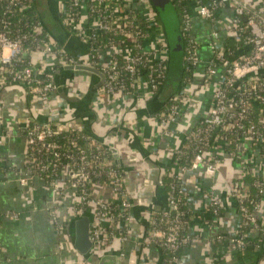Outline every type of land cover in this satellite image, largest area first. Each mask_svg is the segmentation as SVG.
<instances>
[{"label":"built area","instance_id":"2783aa9c","mask_svg":"<svg viewBox=\"0 0 264 264\" xmlns=\"http://www.w3.org/2000/svg\"><path fill=\"white\" fill-rule=\"evenodd\" d=\"M186 1L176 0V5L182 7L180 26L186 70L192 72L200 61ZM191 1L197 17L210 24H216L221 8H231L233 14L224 36L234 41V50L222 43L217 29L210 31V57L204 64L200 86H212V98L196 125L183 134V141L193 144V157L185 166L181 147L175 150L171 171L163 177L171 180L167 208L151 212L147 221V243L161 250L162 264H175L177 252L190 241L184 231L192 217L178 207L180 198H186L185 175L201 171L211 180L222 158L235 163L240 171L229 194L241 221L234 235H218L214 242L244 252L250 247L248 231L264 234V0ZM52 2L60 26L85 47L83 55L73 57L58 44L39 19L33 0H0V49L4 45H14L16 49L8 60L0 59V89L19 85L41 103L48 122L25 130L26 173L41 177L57 194L64 189L71 191L76 198L71 207L73 216L91 210L93 254H101L120 238L115 222L131 219L132 204L124 189L122 172L109 151L79 129L51 122L53 68L96 69L104 76L102 85L95 90L98 101L132 95L137 102L143 86L146 96L152 97L165 78L167 48L149 0ZM181 97L160 103L155 117L161 129L178 122ZM150 142L151 138L140 143L146 147ZM63 172L69 177L65 188L58 182ZM20 183L26 185V180ZM177 183L180 187H176ZM213 186L214 183L202 192V198L208 201L211 214L218 217L222 206ZM95 191L102 197L94 195ZM49 216L58 231L66 229L58 207L53 206Z\"/></svg>","mask_w":264,"mask_h":264},{"label":"crops","instance_id":"0c3cea01","mask_svg":"<svg viewBox=\"0 0 264 264\" xmlns=\"http://www.w3.org/2000/svg\"><path fill=\"white\" fill-rule=\"evenodd\" d=\"M43 3L42 8L38 7L42 22L46 27L52 26L45 15L48 12L59 19L56 5L51 0ZM186 8L200 63L181 87L171 82L159 90V98H153L146 96L143 86L137 102L132 95L118 99L106 97L100 102L95 91L91 92L99 81L98 76L62 70L60 83L71 99L61 97L55 90L50 94L51 122L83 131L112 156L110 150H114L115 165L122 172L124 189L132 204L131 219L115 222L120 238L106 246L98 259L83 258L73 249V234L68 228L74 217L71 207L76 198L73 193L64 189L57 194L41 177L26 173L25 130L48 122L41 103L19 85L9 84L0 89V264H99L103 255L112 260L104 264H162L161 250L147 243V221L151 212L167 208V190L161 179L171 171L174 152L183 144V134L196 125L212 98V86H200L204 64L210 57L208 35L217 29L221 39L233 14L231 8L225 6L219 10L216 24H210L197 17L191 0L187 1ZM56 38L71 56L83 55L85 47L68 33ZM221 41L223 43V39ZM173 59L180 67L182 60ZM57 69L53 68L54 74ZM168 96L182 97L179 98L178 122L165 130L155 116L163 97ZM149 138L151 142L146 147L141 145L142 139ZM63 173L58 182L65 188L69 177ZM239 178V168L226 158L221 159L211 180L201 171L185 175L184 209L192 219L184 233L190 241L177 252L175 264H264V234L258 236L248 231L250 247L245 253L216 246L214 242L216 236H232L239 229L241 218L229 194L231 183ZM21 179L26 180V185H21ZM212 183L222 206L218 217L211 214L208 201L202 198V192ZM94 195L99 196V191ZM53 206L58 207L59 218L67 225L63 232L58 231L50 219L49 211Z\"/></svg>","mask_w":264,"mask_h":264},{"label":"water","instance_id":"95a60500","mask_svg":"<svg viewBox=\"0 0 264 264\" xmlns=\"http://www.w3.org/2000/svg\"><path fill=\"white\" fill-rule=\"evenodd\" d=\"M156 17L162 27L163 35L165 38L166 48L169 52H181L183 50V39L181 35V26L178 14L175 10L171 0H149ZM62 70L81 71L91 73L99 77V81L95 84L91 92L99 88L103 81L104 76L96 69L86 66H66L58 68L54 74V87L55 91L63 98L69 100L68 96L63 91V86L60 83V72ZM115 156L114 150H110ZM68 228L73 234V249L77 254L83 258H90L93 256V244L90 239L91 228V213L85 211L84 213L74 216L68 223ZM116 259V258H115ZM99 264H104L107 260L111 262L108 255H103L99 258ZM117 260V259H116Z\"/></svg>","mask_w":264,"mask_h":264},{"label":"trees","instance_id":"16d2710c","mask_svg":"<svg viewBox=\"0 0 264 264\" xmlns=\"http://www.w3.org/2000/svg\"><path fill=\"white\" fill-rule=\"evenodd\" d=\"M43 1H46V0H33L34 9L36 11V8H37V15L41 21H42V15L38 11V7H40V5H42L41 3H43ZM171 2L175 7V10L178 14L179 20H181L182 7H179L176 5V0H171ZM156 22H159L157 18H156ZM47 26L48 27H46L44 25L45 29L47 31H49L56 38L57 37V34H56L57 30L56 29L54 30V28H52V26H49V25H47ZM221 39H223V43H225V46H227L230 50H234V41L229 40V39L225 38L224 36ZM183 46H184V43H183ZM184 57H185L184 49L181 52H169V51H167V56H166V60H165V66H166L165 78L160 83L157 91L153 94V98H155V97L159 98L160 97V91H161L163 86H166V85L170 84L171 82H173V83L175 82V83L179 84V87H181L183 82H185V80H188L191 72L189 70H186L187 64L184 61ZM173 58H178V59L182 60V64L180 67L178 66V62H176V60ZM174 62H175V64H174ZM174 73H176L175 77L173 76ZM171 97L172 96L163 97V99L169 100ZM157 111L158 110H156V114H157ZM192 148H193L192 143L183 141V144L181 146V152H182V164H185V166L188 165V162L193 157ZM170 181H171L170 179H166V178L163 179V184H164V187L166 188V190H167L168 183ZM177 186L180 187V184L178 185V183H177L176 187ZM184 201H185V198L183 197V198H180V200L178 202V207H179V210H181V211H185ZM120 217H121V215H120ZM65 226L67 227L66 224H65ZM215 245L219 246L220 244L215 243ZM245 252H246V250L242 253H245ZM99 256H100L99 253H94L92 258L98 259ZM177 256H178V254H177Z\"/></svg>","mask_w":264,"mask_h":264},{"label":"rangeland","instance_id":"374dc122","mask_svg":"<svg viewBox=\"0 0 264 264\" xmlns=\"http://www.w3.org/2000/svg\"><path fill=\"white\" fill-rule=\"evenodd\" d=\"M40 7L42 8V5H40ZM45 19L48 21L50 25H52V28L55 27L57 29V32H56L57 35L65 34L64 29L60 26L59 19H56L54 16H51L48 12L45 15Z\"/></svg>","mask_w":264,"mask_h":264},{"label":"clouds","instance_id":"9594fccd","mask_svg":"<svg viewBox=\"0 0 264 264\" xmlns=\"http://www.w3.org/2000/svg\"><path fill=\"white\" fill-rule=\"evenodd\" d=\"M15 50L14 45H4L2 49H0V59L5 61L8 60Z\"/></svg>","mask_w":264,"mask_h":264}]
</instances>
